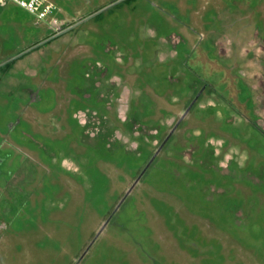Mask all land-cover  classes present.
Wrapping results in <instances>:
<instances>
[{"label":"rangeland","instance_id":"obj_1","mask_svg":"<svg viewBox=\"0 0 264 264\" xmlns=\"http://www.w3.org/2000/svg\"><path fill=\"white\" fill-rule=\"evenodd\" d=\"M50 1L0 6V264H264V0Z\"/></svg>","mask_w":264,"mask_h":264},{"label":"built area","instance_id":"obj_2","mask_svg":"<svg viewBox=\"0 0 264 264\" xmlns=\"http://www.w3.org/2000/svg\"><path fill=\"white\" fill-rule=\"evenodd\" d=\"M9 1H14L26 10L34 13L38 19L37 23L39 20L48 18L50 14L56 12L55 5L50 0H0V6L6 5ZM49 23L60 33L65 30L66 24L62 23L60 19L54 15L51 16Z\"/></svg>","mask_w":264,"mask_h":264},{"label":"water","instance_id":"obj_3","mask_svg":"<svg viewBox=\"0 0 264 264\" xmlns=\"http://www.w3.org/2000/svg\"><path fill=\"white\" fill-rule=\"evenodd\" d=\"M190 110V107L188 109H186V111L180 116V118L178 119V121L176 122V124L173 126L172 130L169 132V134L167 135V137L163 140V142L161 143V145L159 146V148L156 150L155 154L151 157L150 161L148 162V164L146 165V168L144 171H146L149 166L151 165V163L153 162L154 158L158 155V153L160 152V150L162 149V147L165 145V143L167 142V140L170 138V136L173 134V132L175 131V129L178 127V125L180 124V122L183 120V118L186 116V114L188 113V111ZM144 171L139 175V177L136 179L135 183L133 184V186L130 188V190L128 191V193L132 190V188L135 186V184L138 182V180L141 178V176L143 175ZM120 205V204H119ZM119 205L117 206L116 210L118 209ZM115 210V211H116ZM109 220H107L103 226L101 227L100 231L98 232L97 236L100 234V232L106 227V225L108 224ZM97 236L95 237V239L97 238ZM95 239L92 241V243L95 241ZM91 243V244H92Z\"/></svg>","mask_w":264,"mask_h":264},{"label":"trees","instance_id":"obj_4","mask_svg":"<svg viewBox=\"0 0 264 264\" xmlns=\"http://www.w3.org/2000/svg\"><path fill=\"white\" fill-rule=\"evenodd\" d=\"M13 60H14V59H13ZM8 63H10V62H8ZM162 142H163V140H162ZM152 163H153V162H152ZM152 163H151V164H152ZM150 166H151V165H150Z\"/></svg>","mask_w":264,"mask_h":264}]
</instances>
